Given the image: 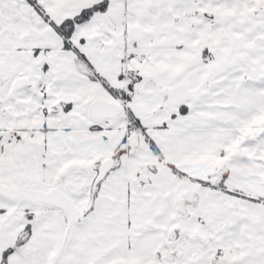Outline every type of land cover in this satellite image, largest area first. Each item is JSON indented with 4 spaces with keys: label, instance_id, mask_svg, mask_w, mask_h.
<instances>
[{
    "label": "snow or ice",
    "instance_id": "1",
    "mask_svg": "<svg viewBox=\"0 0 264 264\" xmlns=\"http://www.w3.org/2000/svg\"><path fill=\"white\" fill-rule=\"evenodd\" d=\"M0 264H264V0H0Z\"/></svg>",
    "mask_w": 264,
    "mask_h": 264
}]
</instances>
